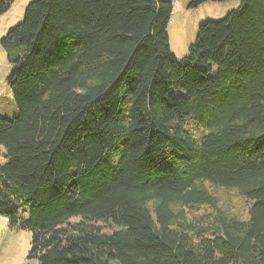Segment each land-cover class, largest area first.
Listing matches in <instances>:
<instances>
[{"label":"trees","instance_id":"1","mask_svg":"<svg viewBox=\"0 0 264 264\" xmlns=\"http://www.w3.org/2000/svg\"><path fill=\"white\" fill-rule=\"evenodd\" d=\"M239 1L181 60L173 0H32L3 35L0 215L38 264H264V0Z\"/></svg>","mask_w":264,"mask_h":264},{"label":"rangeland","instance_id":"2","mask_svg":"<svg viewBox=\"0 0 264 264\" xmlns=\"http://www.w3.org/2000/svg\"><path fill=\"white\" fill-rule=\"evenodd\" d=\"M32 0H15L8 11L0 15V40L12 27L24 18L25 9ZM190 0H173L174 8L168 25L172 53L181 60L189 52V46L197 36L198 27L207 20L223 18L229 11L240 5L239 0L207 1L196 7L189 5ZM11 64L0 44V115L13 117L16 107L12 92L7 83ZM5 149L0 145V161L4 160ZM222 204L246 216L251 202L237 196L233 190H225L218 195ZM226 202V203H223ZM214 210L207 205L188 211L193 223L204 222ZM80 218H72L78 221ZM103 231L117 228L110 221H94ZM32 231L21 226H11L5 216L0 215V264H38L37 258L30 256Z\"/></svg>","mask_w":264,"mask_h":264}]
</instances>
